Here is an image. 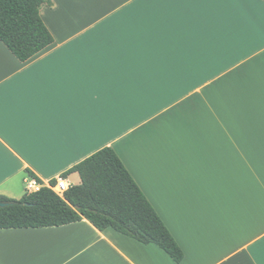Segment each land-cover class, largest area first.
<instances>
[{
  "label": "crops",
  "instance_id": "0c3cea01",
  "mask_svg": "<svg viewBox=\"0 0 264 264\" xmlns=\"http://www.w3.org/2000/svg\"><path fill=\"white\" fill-rule=\"evenodd\" d=\"M53 2L51 45L0 39V196L113 147L185 259L84 218L0 229V264H261L264 0Z\"/></svg>",
  "mask_w": 264,
  "mask_h": 264
},
{
  "label": "trees",
  "instance_id": "16d2710c",
  "mask_svg": "<svg viewBox=\"0 0 264 264\" xmlns=\"http://www.w3.org/2000/svg\"><path fill=\"white\" fill-rule=\"evenodd\" d=\"M53 0H0V39L21 61L54 42L41 10ZM81 182L61 196L48 187L21 199L0 196V229L62 226L87 218L143 244H156L176 263L185 252L113 147H104L64 173ZM55 183V179L51 181Z\"/></svg>",
  "mask_w": 264,
  "mask_h": 264
},
{
  "label": "built area",
  "instance_id": "2783aa9c",
  "mask_svg": "<svg viewBox=\"0 0 264 264\" xmlns=\"http://www.w3.org/2000/svg\"><path fill=\"white\" fill-rule=\"evenodd\" d=\"M45 186L52 189L57 194L63 196L65 191L70 188L71 183L63 175H59L55 179V183H52L51 181L48 183H43L42 181L33 176L27 178L25 181V190L27 193L39 191Z\"/></svg>",
  "mask_w": 264,
  "mask_h": 264
},
{
  "label": "rangeland",
  "instance_id": "374dc122",
  "mask_svg": "<svg viewBox=\"0 0 264 264\" xmlns=\"http://www.w3.org/2000/svg\"><path fill=\"white\" fill-rule=\"evenodd\" d=\"M25 192H26V190H25V185H24V187L22 188V192L20 193L18 199H21Z\"/></svg>",
  "mask_w": 264,
  "mask_h": 264
},
{
  "label": "water",
  "instance_id": "95a60500",
  "mask_svg": "<svg viewBox=\"0 0 264 264\" xmlns=\"http://www.w3.org/2000/svg\"><path fill=\"white\" fill-rule=\"evenodd\" d=\"M8 204H9V203L0 200V207H5V206H7Z\"/></svg>",
  "mask_w": 264,
  "mask_h": 264
},
{
  "label": "snow or ice",
  "instance_id": "6c2138e0",
  "mask_svg": "<svg viewBox=\"0 0 264 264\" xmlns=\"http://www.w3.org/2000/svg\"><path fill=\"white\" fill-rule=\"evenodd\" d=\"M261 264H264V259L261 260Z\"/></svg>",
  "mask_w": 264,
  "mask_h": 264
}]
</instances>
